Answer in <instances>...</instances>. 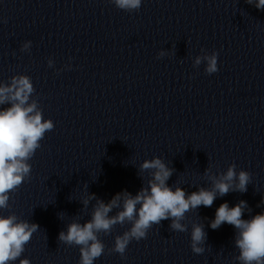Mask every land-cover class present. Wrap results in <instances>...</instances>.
I'll use <instances>...</instances> for the list:
<instances>
[{"label": "clouds", "instance_id": "clouds-1", "mask_svg": "<svg viewBox=\"0 0 264 264\" xmlns=\"http://www.w3.org/2000/svg\"><path fill=\"white\" fill-rule=\"evenodd\" d=\"M122 10L134 11L141 7V0H111ZM259 10H264V0H246ZM6 22V21H5ZM31 41L23 44L22 51L29 49ZM218 53L205 56V71L212 74L218 71ZM197 57L195 64L199 65ZM49 67L53 60H48ZM35 92L31 78L27 75H15L10 83H0V209L10 207V194L30 178L32 166L29 160L40 148V141L46 132L54 128L51 119H44L37 100L30 97ZM140 172H149L147 186L132 195L127 190L115 194L107 203L97 199L95 194H86L82 199L84 208L91 200H96L91 218L84 223L74 220L67 225L66 231L59 233V241L69 246H79V264H94L104 253L105 245L99 238L100 233L109 234L117 224H130L131 227L122 235L115 237L111 252L122 257L132 240L146 238L153 225L164 220H171L170 228L184 232L187 226L182 223L186 213L200 206L211 207L217 196H224L230 191L244 193L250 183V173L241 170L237 173L236 164H231L226 173L218 178L210 176L211 188L200 187L198 191L187 193L182 187L168 185L173 174L163 159L155 157L144 160L139 166ZM210 169L205 170L208 175ZM261 203H264L262 201ZM259 206V205H258ZM118 209L115 215H109ZM251 212L248 204L240 200L230 207L227 202L221 203L215 211L214 219L209 226L218 229L228 224L236 230L234 245L239 250L236 259L240 264H264V211L243 219L245 211ZM38 225L18 218L15 214L0 215V264H12L25 251ZM207 234L202 224L194 223L191 230V249L196 254L205 251ZM19 264H30L25 258Z\"/></svg>", "mask_w": 264, "mask_h": 264}]
</instances>
